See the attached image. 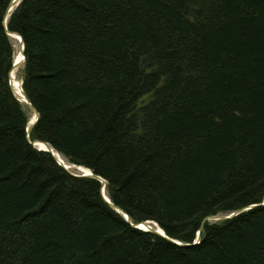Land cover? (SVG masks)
<instances>
[{"label":"trees","instance_id":"1","mask_svg":"<svg viewBox=\"0 0 264 264\" xmlns=\"http://www.w3.org/2000/svg\"><path fill=\"white\" fill-rule=\"evenodd\" d=\"M0 0V264H264V205L178 247L26 139ZM29 140L192 243L264 196V0H21Z\"/></svg>","mask_w":264,"mask_h":264},{"label":"water","instance_id":"2","mask_svg":"<svg viewBox=\"0 0 264 264\" xmlns=\"http://www.w3.org/2000/svg\"><path fill=\"white\" fill-rule=\"evenodd\" d=\"M20 2H21V0H10V2L8 3V5L6 6V9H5V11H4L2 24H3V27H4V29H5L6 35L8 36L9 39L11 38V34H16V35L19 37V39H20V52L22 53V56H23V61H22V62L24 63V61H25V56H24V53H23V50H24V44H23L22 37H21L18 33H16V32H11V31H9V30L6 28V23H7V20H8V18H9L10 14H11V13L13 12V10L19 5ZM13 70H14V63L12 64V69H11V71H10V73H9V85H10L11 91H12V93H13V95H14V98H15V99H16V100H17L22 106H24V107L27 106V107H29V110L32 109L33 111H35V114H36L35 119H34V120H31V119L29 118V120H28V122H27V124H26V126H25L26 139H27L28 144H29L30 146H32L33 148H35L36 150H38V151H43V152H47V153H49V154L51 155V157L55 160V162H56V163H57V164H58V165H59L64 171H66V172H67L68 174H70L71 176H73V177H78V178H80V177H83V178H91V179H94V180L98 181V183L100 184V196H101V198L103 199V201H104L106 204H108L113 210H115V212H116L118 215H120L121 217H123V219L125 220V222L128 223L132 228H136V229H139V230H142V231H146V232L154 233V234H156L157 236H159V237H161V238H163V239H165V240L171 242L172 244H174V245H176V246H178V247H191V246H195V245H197V244L199 243V241H200V232H201V228H202V225H203L205 222L220 221V220L230 219V218H232V217H235V216L241 214L242 212H245V211L251 210V209H253V208H256V207H258V206H262V205H264V196H263V198H262V200H261L260 203L249 205V206L244 207V208H242V209H240V210H238V211H235V212H233V213H230V214L227 215V216H211V217L206 218V219L202 222V224H201L200 228L198 229V231L196 232L195 237H194L192 243H181V242H178V241H176V240H172V239L168 238V237L165 235L164 231H163V230L158 226V224H157L156 222H154V221H150V220H148V221L141 222V223H138V224H132V223L130 222V220H129L128 215H127L124 211H122V210H121L120 208H118L117 206L113 205V204L110 202L109 198L106 199V198L104 197L103 189H104L105 181H104L103 178L94 175V174L92 173V171H90L89 169H87V168H85V167H83V166H79V165H75V164H69V165H71V166H68V168H67L66 166L63 165V162H62V160L60 159L59 154H58V153H57L52 147H51L50 151H48V150H40V149H37V148L35 147V144H37V143H44V144H46V145H49L48 143L43 142V141H39V140H33V141H30V140H29V131H30V130L34 127V125L37 123V121H38V117H39V116H38L37 111L34 109V107H33V106L30 104V102L27 100V98H26V96H25L24 93H23V94H24L25 99H23V100H21L20 98H18V97L14 94L13 89H12V83H11V78H12V74H11V72H12ZM20 84H22V81H20ZM21 90H22V86H21ZM49 146H50V145H49ZM52 149L56 152L57 158L54 156V153H53ZM69 167H70V168H69ZM77 168H82L83 170H86V169H87L88 172H89V174H87V175L79 174V173H78V174H75V173H73V171H70V170H72V169H73V170H77ZM69 169H70V170H69ZM146 223H151L152 225L154 224L156 227H158V229H159V231H161V233H158L157 231H153L149 225H147V227H146V226H145Z\"/></svg>","mask_w":264,"mask_h":264},{"label":"bare ground","instance_id":"3","mask_svg":"<svg viewBox=\"0 0 264 264\" xmlns=\"http://www.w3.org/2000/svg\"><path fill=\"white\" fill-rule=\"evenodd\" d=\"M10 40L12 41L13 47H14V50H15L14 59H13L14 70L11 72V74H12V78H11L12 89H13L14 94L18 98L23 100V99H25V97H24V94H23V90H21L20 81L16 80L15 77H14L15 71L20 66L23 65V62H22L23 61V56H22V53L20 52V39H19V37L16 34H11ZM26 108L29 109V107H27V106H26ZM29 115H30L29 118L31 120H34L35 117H36L35 111H33L32 109L29 110ZM35 147L37 149H40V150H48V151H50V149H51V146L46 145L44 143H37V144H35ZM52 151L54 153V156L57 158L56 152L53 149H52ZM59 157L62 160L64 166H66L67 168H68V166H71L60 155H59ZM72 170H70V171H72ZM76 171H78L79 174H84V175L89 174L87 169L83 170L82 168H77ZM103 194H104V197L107 199L108 197H107V194H106L105 184H104ZM147 225H149L153 231H157L158 233H161V231H159L158 227H156L154 224L152 225L151 223H146L145 226L147 227Z\"/></svg>","mask_w":264,"mask_h":264},{"label":"rangeland","instance_id":"4","mask_svg":"<svg viewBox=\"0 0 264 264\" xmlns=\"http://www.w3.org/2000/svg\"><path fill=\"white\" fill-rule=\"evenodd\" d=\"M12 46H13V43H12ZM14 53H15V50H14V47H13V54ZM22 68H23V65L20 66L14 73L15 79L18 80V81H21L20 79H21V70H22ZM72 171H73V173L78 174V171H76V170H72ZM219 216H221V215H219Z\"/></svg>","mask_w":264,"mask_h":264}]
</instances>
